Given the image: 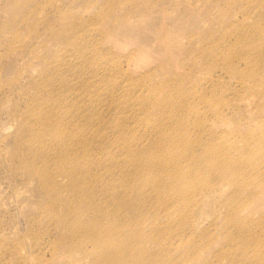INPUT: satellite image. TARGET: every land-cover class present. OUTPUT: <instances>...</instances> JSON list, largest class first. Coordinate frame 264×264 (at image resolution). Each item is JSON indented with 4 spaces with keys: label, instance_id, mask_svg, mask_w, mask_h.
<instances>
[{
    "label": "bare ground",
    "instance_id": "bare-ground-1",
    "mask_svg": "<svg viewBox=\"0 0 264 264\" xmlns=\"http://www.w3.org/2000/svg\"><path fill=\"white\" fill-rule=\"evenodd\" d=\"M13 5L20 7L18 0ZM259 5L264 8V0ZM26 15L19 20L26 28L46 19L43 11ZM113 16L105 34L118 33L114 39L121 44L129 18L118 11ZM253 19L247 16L245 21ZM95 24L91 23L90 31L104 34ZM6 25L0 24V39L13 31L11 27L3 30ZM85 26L74 32L76 24L71 20L66 29L54 30L48 39L37 36L33 30L38 26H33L34 36L16 38L13 32L4 45L9 55L17 56L33 42L28 53L41 63L33 92L28 93L26 120L17 122L12 147L5 154L18 158L48 199L38 219L45 222L42 228L58 236L54 254L64 250L65 255L71 254L60 256L65 264L72 259L74 264L89 259L91 264H264V125L226 140L229 114L209 109L217 118L207 123L200 112L208 99L202 88L220 81V76L207 75L216 69L207 74L193 69L189 77L162 72L161 65L152 77L134 83L136 88H152L149 94L154 103L144 114L124 115L128 124L111 126L102 116L109 106L102 111L100 106L108 101L102 90L114 73V62L100 55L97 39L91 40L90 26ZM172 40L166 32L159 46L171 59H178L182 48ZM239 48L243 49L240 56L224 57L225 68L230 75H238L245 91L256 95L240 98L236 107L263 108L264 75L255 69L264 63V30L238 33L227 52ZM145 49L140 47L127 59L146 61ZM238 63L249 70L242 74ZM198 64L195 58L190 67L199 68ZM87 69L96 78L92 82L83 76ZM198 76H202L198 90L186 86V79ZM116 87L124 90L122 94L129 91L123 85ZM72 90L77 94L62 97ZM161 93L163 98L158 97ZM142 99H132L133 106L143 105ZM152 109L160 116L153 115ZM137 116L146 121L143 127H134Z\"/></svg>",
    "mask_w": 264,
    "mask_h": 264
},
{
    "label": "rangeland",
    "instance_id": "rangeland-1",
    "mask_svg": "<svg viewBox=\"0 0 264 264\" xmlns=\"http://www.w3.org/2000/svg\"><path fill=\"white\" fill-rule=\"evenodd\" d=\"M144 1L147 3L143 5ZM260 1L18 0L20 7H16L13 5L16 0H0V24H7L3 30L10 27L13 29L10 33L5 32L7 35L2 36L0 39V264H35L34 258H36V261L41 262L48 260L53 264H65L62 263L64 260L60 261V256L62 258L71 256V254L65 255V250L54 254L58 236L54 231L50 232L48 229L42 228L45 222H39L38 219L39 209L48 199L45 198L36 180H31L29 174L19 164L18 158H11L5 154V151L10 150L12 147V135L15 133L17 122L26 120L23 113L29 103L28 93L33 92L31 89L32 84L37 81L36 76L41 67L40 61L32 59L28 53L30 46L34 44L33 42L28 44V49H18L21 52L16 54L17 56L9 55V48H5L4 45L11 39V34L14 32L13 37L16 36V38L19 36L26 37L29 34L34 36L32 27L38 26L33 31H36L37 36L48 39L52 36L54 30L60 32L62 29L64 30V27L66 29L71 20L75 21L76 24L74 32L78 29L87 28L85 25L90 26L91 23H96L94 26L99 24L104 34L96 36L94 31H90L93 27L90 26L88 32L91 35V40L94 39L95 41L97 39L95 44L100 45V55L102 52L104 55H101L102 57L111 63L118 64L117 67H119L117 71L116 64L110 63L114 66H112L113 70L116 69L115 71L118 73L113 70L114 73L108 72L111 73L108 76L111 79L106 78V83L104 81L103 86L105 90H102L104 93L101 91L104 98L108 97L109 103L106 101L107 105L105 103L102 105V102L100 111L109 106L101 113L104 122L107 121L112 124L111 126L126 124L124 115L144 114L147 106L154 103L151 101L149 94L152 88L147 87L146 90L141 87L136 88L134 83L137 80H147L148 77H152L155 71L159 72L158 67L161 65L163 66L162 72L167 70L166 72L172 73L173 71V73L186 74L193 69H200L207 74L215 68L214 72L211 71L212 73L210 72L207 75L212 74L211 77L214 79H218L220 76V81L202 88L203 94L208 99L200 112H202V116L205 114L206 122L210 123L217 116L211 114L209 109L215 110L216 113L226 111L224 114H229L226 119L228 122L226 127L229 128H224L228 136L225 134L223 136H226V140H228L235 134L242 135L248 131H253V129L263 128L264 125V99L261 102L263 108L256 109L252 107L245 111L236 107V103L240 98L256 94L243 89V85L237 81L239 79L238 75H230L223 60L224 57H230L233 60L234 54L237 56L242 54L243 49L241 48L233 53L227 52L235 43V37L238 33L243 35L250 33L252 30H264V19H261L264 15V8L259 5ZM39 11H43L46 17V19L42 18L41 24H34L28 28L23 24H19V20L27 13V15L32 16ZM116 11L119 15L125 14L129 18L128 28L122 32L127 41L124 39L121 44H117V39H114V36H117L118 33H115V35L105 34L108 25L113 22L115 16L113 14ZM247 16L254 19L246 22L245 18ZM17 18L19 19L16 20ZM166 32H169L177 48L179 46L182 48V54L179 55L178 59H171V54L163 52L159 46L161 36ZM55 42L57 41H54V45ZM140 47L146 48L145 50L148 52L146 53L148 54L146 61L140 62L138 58L135 61L130 58L131 61H129L127 58L131 57V54L139 50ZM204 48L210 51L207 50L206 55H200ZM51 49H54V47L46 50L50 51ZM49 51H46L45 54ZM195 58L200 62L198 64L199 68L197 66L190 67L192 60ZM94 64L97 65L96 62ZM238 65L242 74L245 70H249L242 63H238ZM170 68L172 69L170 70ZM178 68L180 72H177L179 71ZM174 69H177V71ZM255 70L264 75V63L259 64ZM77 73L79 74L78 71ZM84 73L83 76L90 82L96 79L91 78L92 72L90 69H87ZM76 76L75 73L74 78ZM173 76L171 75L170 79ZM81 78L83 77L81 76ZM195 79H186V86L195 87L198 90L202 76H198L197 80ZM112 84L123 85L124 89H128L130 93L125 91L122 94L124 90H116L118 88ZM107 85L110 86V90ZM77 92V90H72L69 94H63L62 97H68L71 94H77ZM110 93L112 96L109 95ZM134 94L136 97H145V99H142V102L145 100L143 105L133 106L135 102L132 99H136V97H133ZM163 94L161 93L158 97L163 98ZM262 95L264 96V92ZM114 97L117 98L116 101ZM127 100H129L128 103ZM118 110L116 120L115 115ZM152 112L153 115L160 116L158 110L152 109ZM133 116L136 115L133 114ZM140 117L137 116L135 121L134 127L136 128L145 125L146 121ZM222 120L225 121L223 117ZM118 125L117 128H119ZM217 201L216 197L213 203L217 205ZM210 220V217L205 219L206 226L210 224ZM78 254L84 255L82 252H78ZM91 262V259L84 260L82 264H91ZM70 264H74L73 259Z\"/></svg>",
    "mask_w": 264,
    "mask_h": 264
}]
</instances>
